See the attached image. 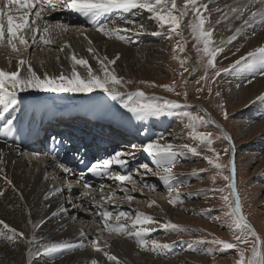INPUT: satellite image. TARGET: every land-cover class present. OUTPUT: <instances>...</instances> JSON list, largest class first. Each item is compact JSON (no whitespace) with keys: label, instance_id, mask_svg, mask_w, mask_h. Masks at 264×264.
Returning <instances> with one entry per match:
<instances>
[{"label":"snow or ice","instance_id":"6c2138e0","mask_svg":"<svg viewBox=\"0 0 264 264\" xmlns=\"http://www.w3.org/2000/svg\"><path fill=\"white\" fill-rule=\"evenodd\" d=\"M211 0H183V4H179L178 0H0V49L4 50L7 56L8 63L11 64L13 57L16 59V70L6 71L0 68V119L4 120L0 127V136H7L14 131L15 115L11 112H16L19 109L21 100L20 94L30 90L51 93H92L100 90L104 92L113 101H118L120 107L125 109L137 121H148L151 118H160L164 116H176L181 121H186L185 128L188 130V136L191 140L198 142L197 146H192L188 143L174 146L171 143L162 142L163 137L150 139L143 145V151L146 153L155 164L157 172L155 173L163 186L171 195L178 189L176 184L179 183L173 168L177 163V157L185 152H190L194 155H199V148L203 147L206 151L212 153L211 156H204L207 164L214 169V174L211 177L215 183L217 177L226 181L225 187L214 189L222 195L220 199L224 205V221L232 233V241L229 242L220 238H213L209 242L221 246L223 250H235L236 259L234 264H264V237H262L243 213L241 197L237 190L235 165L233 161H229L227 165L220 162V153L213 148V144L217 139L228 141L229 147L223 149L225 155L228 154L232 147V140L227 133L223 132L220 125L211 120L210 116L205 113H193L191 111H181V109L189 108L187 105V91L181 93L175 90V85H160L168 92H173L176 96H183L184 103L181 104L177 100L166 99L162 97H148L142 90L128 91V85L134 83L132 80H126L119 76L114 67L116 61L119 60V54L114 58L109 59L107 56L100 57L97 55V50L92 45V40L88 37L90 47L87 51L92 54L99 65V70H94L87 59L79 58L75 54L71 56L72 67L70 73H65L63 70L58 74H49L44 71L39 74L34 70L30 56L24 54L29 51V48H40L49 46L53 42L54 37L62 36L67 33L71 27H76L57 20L53 22L50 16L57 11H70L83 18L88 24L92 25L95 31L109 39H116L123 42H130L127 33L132 34H147V29L143 23L135 19L136 14L147 12L149 19L154 21L158 26V30L152 32L154 36H162L166 40H172L176 37V43L173 45V59H179V63L183 71L180 73L183 77V72L189 71L185 65L188 63V58L181 59L177 52L183 53L186 50L187 38L184 36V21L191 14L192 19L188 21L186 27L190 29V35L195 41L193 47L197 53L198 62L202 65L205 75L201 78L205 82L209 80L208 72L213 71L211 77L212 82L216 81L221 73H236L250 74L253 77L260 75L264 76V45L258 46L253 50L240 56L228 68L220 69L217 67V57L224 51L223 47L215 46L213 38L214 28L211 25V10L209 3ZM259 5V7H256ZM220 11V9H217ZM232 16L236 20H242L240 27L235 29L232 36L228 37L227 43H231L237 36L244 31L245 28L252 29V35L256 34V29L259 27L264 29V0H246L239 7H231ZM247 14V18L245 15ZM122 22V25L118 23ZM217 24L221 20L216 21ZM206 24L209 25L206 27ZM225 43L224 40L219 42L220 45ZM63 50L62 48L60 49ZM239 51V48L236 49ZM235 55V53H233ZM59 59V58H57ZM43 66V62H41ZM77 66L84 69L81 73ZM248 80V83H251ZM139 83L146 84L149 82L140 81ZM199 83V81H197ZM156 87L157 85L152 84ZM237 87H240L238 84ZM198 88L197 92L202 91ZM211 93V88H209ZM219 91L216 96H220ZM258 100L264 101V94L257 97ZM223 108L224 106L221 105ZM9 116H5V114ZM224 118L227 119L226 109L223 111ZM209 124L215 125L220 129V135L213 136L212 132L200 131V128L207 127ZM145 135L147 132L145 131ZM55 140V138L53 137ZM136 145H132L135 148ZM0 152V157H2ZM83 163V157H78ZM131 153L124 151H115L111 156L97 160L87 171L95 176H107L114 181L120 182L121 185L125 181L131 185V191H137L136 183L132 171L129 170ZM3 160L0 159V164ZM113 165L119 169L126 170L124 174L113 168ZM59 167L67 174L70 173L63 163ZM227 168L229 175H224ZM143 170V171H141ZM0 171H3L0 168ZM136 176H139L140 183L143 188H148L155 191L154 184H148L145 181V176L152 174V169L147 163L140 164L135 170ZM11 183V181H8ZM86 188L92 186L85 182ZM104 186L101 185V190ZM57 192L61 189H56ZM3 195V193H0ZM87 195V194H85ZM115 193H110L107 199H111ZM101 197V200H105ZM124 199L131 201L133 197L128 194V189L125 187ZM169 203L175 205L177 201L170 198ZM155 201H149L148 207L155 205ZM98 209L96 215L99 217L97 229L103 227L109 233H117L128 238H135L137 244L143 250H150L159 254V250L167 249L169 245L157 239H146L158 229L170 230L174 232H183L186 229L174 223H161L154 219L153 216L144 212L135 211V216L129 211L120 210L113 218V212L104 207L103 203L95 205ZM66 211L63 208L51 214L52 217H57ZM76 219L75 217L73 218ZM131 219V223H125ZM113 222L110 223L109 221ZM0 225L4 229H8L13 233L8 239H14L17 235L15 228L10 226L3 220H0ZM36 226L34 225V228ZM23 237V233H18ZM98 239L88 241V244L93 247L94 251L100 252L106 258L108 264H122L118 257L106 251L108 247L105 244L101 247ZM88 240L86 233L83 230L79 231V243L61 241L54 243H40L35 236L31 239L25 238V242L31 245L39 244V247L33 249L29 247L28 256L29 264H32L33 257L40 255H50L69 251L74 248H84ZM91 264H99L96 259L91 260Z\"/></svg>","mask_w":264,"mask_h":264},{"label":"bare ground","instance_id":"6f19581e","mask_svg":"<svg viewBox=\"0 0 264 264\" xmlns=\"http://www.w3.org/2000/svg\"><path fill=\"white\" fill-rule=\"evenodd\" d=\"M205 1L207 2V0ZM245 2L246 0H211L209 9L211 10L210 19L213 28L214 25H218L216 21L221 20V23H219V30L228 32L229 36H232L235 29L241 26L242 20H236L232 16L230 9L231 7L242 6ZM256 7H259V5ZM217 9H220V11H217ZM61 12H53L50 19L53 22L60 20L76 27H71L69 32L62 36L54 37L51 45H42L40 48H29V51L24 54L25 56H30L32 66L39 74H42L44 71H47L49 74H58L61 70L65 73H70L72 67L71 56L73 54L79 58L87 59L94 70H99L96 59L87 51L90 45L88 39H85V37L92 40L93 43L91 47L97 50L96 54L100 57L107 56L109 59H112L119 54V60L116 61L115 65L111 66L115 68L118 75L125 67H127L132 74H135L136 69L141 64L140 62L145 65L150 63L151 65L156 60V56L161 53L157 48H154V46H140L142 45L141 42L147 41L143 39L147 35L127 33L126 35L129 37L130 42L109 39L95 31L92 26L87 28L80 19L73 17L70 12ZM148 17L149 14L147 12H142L136 14L135 19L143 23L146 27V25L151 26V23H153ZM245 18H247V14ZM118 23L122 25L121 21H118ZM251 33L252 29L245 28L244 31L232 41L233 44L239 48L238 55H246L247 52L254 48L264 45V29L258 27L254 36ZM149 42H151V40H149ZM186 47H188V44ZM61 48L63 49L62 51L60 50ZM141 54L143 55L141 56ZM153 54L155 55L153 56ZM41 62H43V66ZM16 64L17 61L14 57L11 64H9L4 50L0 49V68L6 71H14L16 70ZM149 67L140 65L137 70V75H145V78L151 79L154 77L152 73H154L155 69ZM77 69L81 73L84 72V69L80 66H77ZM246 76L248 80L252 79V82L239 88L234 86L235 88H231L227 95L235 97L237 100H247L250 96H254L257 99L258 96L264 94V76L257 75L253 77L247 73ZM235 91L236 95H232ZM89 94L90 95L70 96L68 99L79 101V103L86 107L83 108L84 110H88L87 108H96L98 111H109V113L106 114L109 115L110 119H113L119 125L128 126L129 130L136 133L134 134L137 137L135 139H141L144 144L152 137H162L160 133L163 129L161 128L163 123H156L159 130L152 124L143 129V122L135 120L132 115L127 118L117 114L118 119H116L114 109L106 105H101L99 107L90 105L92 101H95L102 94H105L104 92L96 90ZM28 96H49L53 98V100H62V98L60 99L59 97L63 95L62 93L40 92L35 90L21 93L19 109L16 112H11V115L17 117L14 121V131L7 136H0V152L3 154L2 157H0V159L3 160V163L0 164V168L3 169V171H0V193H3V195H0V220L7 223L10 228H15L17 230V235H15L14 239L10 240L8 237L13 236V233L0 225V264H22L25 254L26 257L24 261L26 264H29L28 253L22 255L12 250V247L20 245H24L25 248L32 247L33 249L39 247V244L30 246L25 242V238L31 239L35 236L40 243L66 241L76 244L79 243L80 230H83L88 237V240L85 241L86 247L74 248L69 251L50 255H40L38 258H33L32 264H91L92 259H96L99 264H108L103 254L94 251L93 247L88 244V241L97 238H99L98 243L100 246L104 247L105 244H107L108 247L105 248V250L116 255L122 264H179V262L183 260L182 257L177 259L178 261H165L163 259L160 260V258L153 259L147 252L148 250L145 251L140 248L135 238H128L127 236H122L117 233H109L104 230L103 227L99 230L97 229L99 217L96 215L98 209L95 205L103 203L105 208L113 212V218L120 210H131L129 212L132 214V217H134L138 206L135 204L140 202L139 197H143L141 194H146L145 196L149 194V197H146V199L148 198L147 201L142 200L140 211L143 210L142 212L148 215H154L153 217L155 220L163 219V222H169L171 220L169 204L165 202L167 198H164V191H166V193H168V191L155 174L157 172L156 166L153 164L151 158L144 153L143 144L135 143L134 145H136V147L132 148L133 144L131 145V143H129L131 146H128V149L133 150L131 154L132 157H135L133 160L135 164L134 170L142 163H147L152 169V174L145 176L144 179L148 184H154L156 186L155 191L143 188L138 176V178H134L137 181V191L135 192L130 190V183L125 181L124 184L121 185L120 182L116 181V186L111 187L103 185V190L99 189L91 193V196L80 194L76 187V180L72 174H66L48 155L44 153L37 154L35 150H27V148L21 145L24 139L23 133L33 124L31 119L25 121V114L29 108ZM236 102L237 101H235V103ZM197 105V110L201 112V109H205L206 111L204 110V113H201H207L211 120H214L216 124L220 125L223 132L231 137L232 145L234 144L231 150L236 152L237 146L235 145L231 132L225 129L221 121L212 116L210 109L204 108L201 103H197ZM192 106L195 107L194 105ZM256 107L259 112H263L264 101L257 100ZM103 113L105 112L98 114ZM5 116H9V114L6 113ZM3 123L4 120L0 119V127H2ZM212 126L215 127V125ZM262 126H264V121L262 122ZM216 129L220 132V129ZM99 131L102 134H107L102 128ZM145 131L147 132L146 135L144 134ZM254 131L256 130L254 129ZM164 132L166 133V131ZM108 137L110 142H116V137L112 134L109 133ZM166 137L167 135L164 134L163 140ZM130 140L132 141L134 138ZM226 142L228 143V141ZM235 157L236 155L233 157V162L236 174ZM8 181H11V183H8ZM125 187L128 189V194L133 197L132 202L124 199ZM56 189H61V191L57 192ZM110 193H115V195L111 196L109 200L107 197ZM102 196L106 198L103 201L101 200ZM170 198L172 199V197L168 199L170 200ZM149 201H155L156 204L152 207H148ZM59 208H63L66 211L57 217H52L51 214ZM133 208H135V210ZM153 211L159 212L157 215L159 218L155 216L156 213L154 214ZM74 217L76 218L75 220L73 219ZM109 222L112 223L113 221L110 220ZM122 222L130 224L131 219ZM34 225L36 226L35 228ZM37 226H41V228L36 230ZM27 227L29 229L26 232ZM18 233H23L24 236L21 237ZM153 236L155 235L153 234ZM148 238L149 237H146V239ZM151 239H153V237ZM157 239H159L158 236ZM20 241H23V243ZM159 241H162L161 238ZM200 261L203 262V259H200Z\"/></svg>","mask_w":264,"mask_h":264},{"label":"rangeland","instance_id":"374dc122","mask_svg":"<svg viewBox=\"0 0 264 264\" xmlns=\"http://www.w3.org/2000/svg\"><path fill=\"white\" fill-rule=\"evenodd\" d=\"M178 3L182 5L183 0H178ZM191 19L192 16L189 14L184 21V36L187 38L188 47H186L185 52L176 53L181 59L185 57L188 58V63L185 66L189 68V71L183 72V77L180 75L183 69L180 66L179 59H173V45L179 38L176 37L172 40H166L162 36L159 37L152 35V32L158 30V26L154 21L151 23V26L146 25L147 34L144 35L147 36L143 39L147 41L141 42L142 45H140H148L149 47L154 46V48H157L159 52H161L160 55H157L156 53V60L151 65L150 63L145 65L140 62V65L143 67L150 66L152 69H155L154 73H152L154 77L147 79L144 77L145 75H137V70L140 65L136 69L135 74H132L128 68L125 67L119 72V76L124 77L126 80L134 81L133 84L128 85V91L134 92L139 89L148 97H159L162 95L171 100H177L183 104L185 102L183 96L178 97L173 92H168L163 87H159L160 85H175L176 91L181 93L187 91L188 93L186 102L190 107L181 109V111H191L203 115L200 110L196 109L198 108L197 103H201L204 108L208 110L210 109L212 116L215 117V119L222 122L225 129L231 132L235 145L237 146L235 152V175L237 190L242 201L243 213L247 216L256 231L264 237V126H262V122L264 121V111L259 112L256 109L258 99L254 96H252L253 98L251 96L248 97L249 99L247 98V100H237L235 97L227 95L231 88H239L237 87L238 84L241 85L240 87L248 84L246 73H221V76L217 77L215 82H212L211 77L214 73L212 70H209V80L205 82L201 79L205 75V71L202 65L198 62L197 53L193 47L195 41L190 35V29L186 27L188 21ZM208 26L209 25L206 24V27ZM210 26L213 28L212 25ZM219 26L220 24L214 25L213 38L215 46L223 47L224 49V51L217 57V67L224 69L228 68L229 65L238 60L241 55H238L239 53L236 51L237 47L233 42L227 43L229 33L220 31ZM149 40H151V42H149ZM221 40L225 41L223 45L219 44ZM233 53H235V55H233ZM143 54H141V56ZM154 55L155 54H153V56ZM140 81H146L149 83L142 84L139 83ZM197 81H199V83H197ZM152 84L157 86H151ZM198 88H202L203 90L197 92ZM209 88H211V93H209ZM217 91L221 93L220 96H216ZM62 95V97H59L60 99L62 98L61 101L76 102L74 104L76 106L79 101L70 100L68 97L90 94L62 93ZM232 95H236V91ZM235 101L237 102L235 103ZM91 103V106L93 107L106 105L109 108L114 109L116 119H118L117 114L122 117L131 116L130 113L120 107L118 101H113L107 95H104ZM221 105L224 107L222 108ZM225 109L227 111V119H225L223 115ZM156 123H163L161 126L163 129L162 131L160 129V135H162V137L164 134L167 135L162 142L171 143L174 146L183 145L185 143L197 146L198 142L191 140L188 136V130L184 126L186 121H181L176 116H164L160 118H151L148 121L143 122L142 127L144 129L152 124L157 128L158 126ZM258 125H261L260 128ZM254 129L256 131H254ZM199 130L212 132L214 137L220 135V132L210 124ZM164 131H166V133ZM154 138L155 137H152L151 139ZM226 147H229V144L222 138L215 140L213 144V148L220 153V162L225 165L229 163L230 155L232 153L230 148L228 154L225 155L223 149ZM211 155V152L200 147L199 155L185 152L183 155L177 157V163L173 168V172L176 174L179 181V183L176 184L178 195L176 192L172 194L173 196L171 195L172 199L177 201V203L175 205L169 203V192L166 193V191H164V198L168 199V202L167 199L165 202L169 204L171 213L170 222L181 226L186 229V231L178 233L170 230L158 229L153 232L148 239H151L152 237L153 239H157L158 236L159 239L161 238V242L167 243L170 246L167 249L159 250V254L150 250H145L153 259L160 258V260L175 261L182 257L183 260L179 262V264H234L236 259V252L234 249L223 250L221 246L209 242H201L211 241L214 237L233 242L232 233L229 231L224 221V205L223 201L220 199L222 194L219 191L214 190L225 187L227 182L222 178L217 177L215 183H213L211 177L215 170L211 169V166H209L207 161L203 158L204 156ZM224 175H229L227 168L224 171ZM145 195L146 194H141L143 197H139L141 203L138 202V204L135 201V205H138L136 210L140 211L142 200H148L146 197H149V194H147V196ZM133 209L135 210V208ZM142 211L143 210H141V212ZM153 213H156L155 216L159 214V212L156 211H153ZM157 218L159 217L157 216ZM157 221L166 223V221L163 222V219H158ZM40 228L41 226H37L36 230ZM28 229L29 228L27 227L26 232ZM153 234L155 236H153ZM20 242L23 243V241ZM28 249L29 247L25 248L24 245L12 247V250L22 255L28 253ZM25 257L26 254L24 259ZM24 259L22 264H26ZM200 259H203V262L200 261Z\"/></svg>","mask_w":264,"mask_h":264},{"label":"water","instance_id":"95a60500","mask_svg":"<svg viewBox=\"0 0 264 264\" xmlns=\"http://www.w3.org/2000/svg\"><path fill=\"white\" fill-rule=\"evenodd\" d=\"M101 95V94H100ZM102 95H106V94H102ZM28 97H30V98H33V99H40V98H43V97H41V96H37V97H34V96H28ZM201 112H203L204 113V110L203 109H201ZM232 147H234V144L232 145ZM235 156V152L234 151H232V153H231V155H230V159H229V161L231 160V161H234V157Z\"/></svg>","mask_w":264,"mask_h":264}]
</instances>
